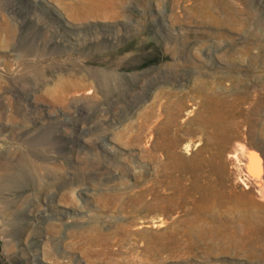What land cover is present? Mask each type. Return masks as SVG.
<instances>
[{"label": "rangeland", "instance_id": "obj_1", "mask_svg": "<svg viewBox=\"0 0 264 264\" xmlns=\"http://www.w3.org/2000/svg\"><path fill=\"white\" fill-rule=\"evenodd\" d=\"M247 152L264 0H0V264H264Z\"/></svg>", "mask_w": 264, "mask_h": 264}, {"label": "bare ground", "instance_id": "obj_2", "mask_svg": "<svg viewBox=\"0 0 264 264\" xmlns=\"http://www.w3.org/2000/svg\"><path fill=\"white\" fill-rule=\"evenodd\" d=\"M238 149H242L241 145H238ZM244 152V151H243ZM248 154V152H247ZM249 157V163H248V167L247 171L248 174L247 177H249L250 179H255V183H257V185L260 187V190L264 193V167L263 164L261 162V160L259 159V156L257 154L254 153H250L248 154Z\"/></svg>", "mask_w": 264, "mask_h": 264}]
</instances>
